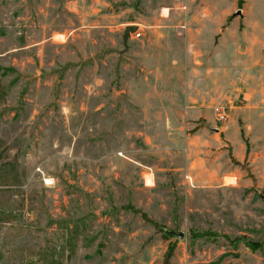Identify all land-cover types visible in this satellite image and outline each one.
Segmentation results:
<instances>
[{"label":"rangeland","instance_id":"374dc122","mask_svg":"<svg viewBox=\"0 0 264 264\" xmlns=\"http://www.w3.org/2000/svg\"><path fill=\"white\" fill-rule=\"evenodd\" d=\"M263 27L264 0H0V264H264Z\"/></svg>","mask_w":264,"mask_h":264},{"label":"crops","instance_id":"0c3cea01","mask_svg":"<svg viewBox=\"0 0 264 264\" xmlns=\"http://www.w3.org/2000/svg\"><path fill=\"white\" fill-rule=\"evenodd\" d=\"M254 22V21H253ZM255 24H257L256 22H254ZM254 24V25H255ZM224 29H227V28H224ZM225 32H223V33H221V38H220V42L221 43H223L224 44V42L226 41L225 40V35H224V33L226 34V30H224ZM230 31V30H229ZM256 31H257V28L255 27H253V28H251V33L249 34V35H247V34H245L246 35V40L245 41H247V43H244V50L246 51L245 52V55H246V57H247V59H249L248 58V56L250 55L249 54V51L251 50V48H252V46H253V44H252V42L253 41H255L254 40V33H256ZM231 32V31H230ZM230 32H228L227 34L231 37V39L229 40V43H228V46H227V51L231 54V57H232V64H231V66H230V64L227 66L228 68L230 67V69H231V71L233 72V70L236 72V65H237V61H236V51L238 50L237 49V46H238V43H236L235 42V39L233 38V34L232 33H230ZM262 34H263V36H262V39H261V43H259V50L261 49L262 50V48H263V50H264V27L262 28ZM226 45V44H225ZM263 52V51H262ZM213 59H214V62H216V64H219V63H217L218 62V59L220 58V56H221V53H220V50H219V52L217 53L216 52V49L214 48L213 49ZM246 59V60H247ZM246 60L244 61V63H246ZM230 63H231V61H230ZM202 71H201V78H200V83L201 84H205V83H207V81H208V75L207 74H204V72H207L208 70H206V71H204V69L202 68L201 69ZM204 71V72H203ZM263 71H264V69H263ZM264 84V83H263Z\"/></svg>","mask_w":264,"mask_h":264},{"label":"water","instance_id":"95a60500","mask_svg":"<svg viewBox=\"0 0 264 264\" xmlns=\"http://www.w3.org/2000/svg\"><path fill=\"white\" fill-rule=\"evenodd\" d=\"M241 15V10L238 8L236 9L232 14L231 17L234 16H240ZM137 30V25L136 24H127L124 26L122 34H121V44H122V49L118 50V53L121 54L127 49V39L131 33H134ZM216 131V129H213ZM171 234H175L179 238L183 237V233L181 231H169Z\"/></svg>","mask_w":264,"mask_h":264},{"label":"built area","instance_id":"2783aa9c","mask_svg":"<svg viewBox=\"0 0 264 264\" xmlns=\"http://www.w3.org/2000/svg\"><path fill=\"white\" fill-rule=\"evenodd\" d=\"M213 113L215 115V119L217 121H223L226 118V111H225V107H223L222 105H216L213 107Z\"/></svg>","mask_w":264,"mask_h":264},{"label":"trees","instance_id":"16d2710c","mask_svg":"<svg viewBox=\"0 0 264 264\" xmlns=\"http://www.w3.org/2000/svg\"><path fill=\"white\" fill-rule=\"evenodd\" d=\"M239 2V1H238ZM240 3V2H239ZM171 250L172 248H169L166 252H165V257H164V261L163 264H169V259L171 256Z\"/></svg>","mask_w":264,"mask_h":264},{"label":"bare ground","instance_id":"6f19581e","mask_svg":"<svg viewBox=\"0 0 264 264\" xmlns=\"http://www.w3.org/2000/svg\"><path fill=\"white\" fill-rule=\"evenodd\" d=\"M163 13H166V9H164Z\"/></svg>","mask_w":264,"mask_h":264}]
</instances>
